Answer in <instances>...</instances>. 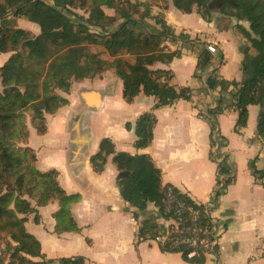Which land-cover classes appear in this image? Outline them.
I'll list each match as a JSON object with an SVG mask.
<instances>
[{
    "label": "crops",
    "instance_id": "1",
    "mask_svg": "<svg viewBox=\"0 0 264 264\" xmlns=\"http://www.w3.org/2000/svg\"><path fill=\"white\" fill-rule=\"evenodd\" d=\"M152 9L174 31L207 34L208 40L219 41L214 34L210 37L213 21L195 12L181 15L171 0L156 3ZM22 21L31 22L21 19L20 27ZM190 26H194L192 31ZM241 60L242 55L239 66ZM196 63V55L184 50L181 58L153 66L173 71L172 83L193 90L191 101L179 99L153 110L156 98L140 93L132 103H127L122 95L123 82L110 69L96 78L72 84L65 93L68 104L48 114L47 131L30 132L29 145L37 151V168L56 169L60 186L68 194L80 195L70 207L80 232H56L54 214L60 209L58 200L46 205L32 203L39 220H35L36 213H31L26 228L40 241L46 258L54 260L50 264H59L60 257L76 255L86 257L85 264H198L186 261L180 252L162 251L152 240L137 242L140 222L146 216L140 213L137 221L134 213L139 210L123 199L117 185L123 172L118 171L113 154L107 157L102 172H95L90 162L104 137L113 141L116 152L149 154L162 170L163 184H173L202 204L210 202L216 197V190L224 186L227 176L220 175L218 179L217 169L228 156L234 181L216 198V206L211 209L212 217L223 228L219 254H207L202 264H264V183L256 181L249 167L254 160L258 169H264L261 166H264V143L256 132L258 116L264 108L261 104L250 105L247 125L240 132L234 130L237 113L231 107L217 115L213 138L219 136L224 145L217 146L213 161L210 158L213 121L197 115L195 100L199 98V104L207 108L214 106L204 96L206 89L198 90L202 84L194 75ZM220 72L227 79L241 78V71L239 76L238 70H231L229 64L223 65ZM148 111H154L158 120L154 138L148 147L136 148L134 123ZM127 122L132 124L131 130L126 129ZM227 122L228 129L223 127ZM153 210L156 208L151 205L149 212ZM159 224L164 231L169 221L162 219Z\"/></svg>",
    "mask_w": 264,
    "mask_h": 264
},
{
    "label": "trees",
    "instance_id": "2",
    "mask_svg": "<svg viewBox=\"0 0 264 264\" xmlns=\"http://www.w3.org/2000/svg\"><path fill=\"white\" fill-rule=\"evenodd\" d=\"M52 1L0 0L2 3L0 4V17H3L8 9L13 11L12 16L18 17L16 25H13L10 32L5 30L3 32L0 25V54L12 52L0 66V78L4 86V91L0 92V186L6 187V191L0 188V228L1 230L4 229L10 239L16 243V246L8 243V251L10 250L9 253L11 254L7 264H50L54 261L46 258L40 241L25 226L31 213H36L35 220H39L37 209L29 200L22 198L21 192H19L20 196H15V188L10 182L11 173H14L15 166L20 163L16 140L14 141L16 138L14 136L15 125L17 119L20 120L22 117L19 113L20 109L29 104L32 106L36 131L39 134H44L47 131L45 113L54 114L59 108L68 104L66 97L59 93H52V84L54 89L69 92L73 78L78 81L84 78H92L109 68L114 69L116 75L122 80V95L127 103H132L140 93L156 98L153 110L172 105L179 99L191 101L193 90L188 86L180 87L172 83L173 71L153 68L158 62L170 63L175 58H181L186 46L169 49L164 48L162 43L166 40L171 42L177 40L183 45L190 43L197 45L199 52L195 76L198 70H204L216 58L215 47L210 44L208 38L202 41L199 33L196 34V38L189 37L185 33L176 34L163 18L153 13L152 3L149 5L146 1L138 0L139 2H136L135 5L149 8L148 12H142L138 17L134 16L133 12L126 13L123 15L125 20L117 29L107 31L99 22L102 18L107 17L104 11L99 9L96 12L92 11L89 20L86 22L74 19L64 12V9L73 5L76 0ZM171 1L183 13H192L194 5L198 6V11L202 6L205 7L206 11L210 10L209 0ZM226 5L232 9L230 12L232 16L249 22L250 30L244 26L239 27L250 46L245 47L242 51L241 78L239 80L227 79L222 75H217L219 73L216 69L207 75V89L219 90L221 96L216 107L209 109L207 113L209 116L211 114L218 115L231 107L237 113L234 130L240 132V129L246 127L248 122V107L264 103V0H227ZM21 19L37 24L39 33L34 34L30 30L20 27L19 21ZM88 22L99 26L101 35L104 36L102 45L113 57L109 66L105 68L102 65L95 71L84 62L79 61V58L88 55V52H83L84 49L81 44L83 39L87 37L91 40L90 37L93 35L88 33ZM20 45L25 53L19 51ZM250 47L255 50L254 53ZM122 52L132 54L134 59L132 61L125 59L120 56ZM220 55V62L223 64L222 52ZM97 61L100 64H106L103 60ZM30 62L45 66L43 82L40 85L41 91L37 90L39 84L34 82L36 74L39 76L38 70L29 68ZM23 85L25 90L21 92L18 87ZM228 96L232 98L231 101L227 99ZM157 121L154 111L144 112L136 119L134 123L136 135L134 147L146 148L151 144ZM125 127L131 130L132 124L127 122ZM25 131L27 132L26 129ZM256 132L264 143V109L258 116ZM213 134L212 129V149L215 145ZM25 137H28V133L25 134ZM111 154H113V162L118 171L123 172V175L117 179V185L123 199L139 210L138 213H134V218L137 221L140 213L146 216L140 222L137 242L141 241V238L144 240L148 236H154L160 232L159 221L174 216L173 208H167L169 188L175 198L186 199L192 204L189 197L183 194L179 188L170 183H162V170L149 154L116 152L114 143L109 137L101 139L99 151L90 158L95 172L104 171L107 157ZM32 157L36 160L35 155ZM210 158L215 161L212 150L210 151ZM227 159L228 156L218 164L217 178L219 179L220 175H226L227 178L224 186L216 190V198L223 194L227 186L234 181V176L231 175V165ZM249 167L256 181L264 183V169H258L254 160L249 162ZM33 171L41 177H48V180L44 182L47 193L42 192L37 198L36 204L46 205L53 200H58L60 204V209L54 214L57 221L56 232H80V227L70 210L71 204L78 201L80 195L68 194L60 186L56 169L45 172L37 169ZM17 182L21 191L23 180L18 177ZM151 205L156 210L150 213L149 207ZM189 215V212L182 214L183 219H181L185 224L189 221ZM198 218L202 226H211L210 218L203 210ZM159 247L162 251L180 252L188 262L202 264L206 259L204 255L188 259L185 255L187 248L184 246L171 247L169 244H159ZM2 253L5 254L6 252L2 250ZM213 254L216 256L219 254V245L215 247ZM31 258H39L40 260L34 261ZM57 261L59 264H85L86 257L82 255L64 256L58 258ZM5 263L6 260L0 255V264Z\"/></svg>",
    "mask_w": 264,
    "mask_h": 264
},
{
    "label": "rangeland",
    "instance_id": "3",
    "mask_svg": "<svg viewBox=\"0 0 264 264\" xmlns=\"http://www.w3.org/2000/svg\"><path fill=\"white\" fill-rule=\"evenodd\" d=\"M46 1H52V0H46ZM165 0H147L146 3L151 5V3L154 5L156 3L159 4V2H164ZM210 1V10L206 11L205 7H201L198 11V6L194 5L193 6V12L197 13L198 15L204 17L206 20L213 21V28L210 27L211 33L210 37H213V34L216 35L215 38L218 39V43H216L213 40H210V44L215 47L214 54L216 58L212 60V63L207 65L204 70H198L196 73V77L200 79L201 81V87L198 90H201L203 88L206 89L207 92H205V98L208 99L209 104H213V108L216 107L218 100L220 99V91L219 90H208L206 86V77L209 73L212 72V70L216 69L217 70V75H221V67L223 65L229 64V68L231 70L235 69L238 70V75L240 74L239 71V59L240 55H242V51L245 47H249L250 43L248 40L244 37V34L242 33L241 29L239 26H244L247 30H250V24L249 22L245 20H239L237 17L232 16L230 14L231 8L228 5H222L220 8L219 6L216 5H211ZM53 2V1H52ZM136 2H139L138 0H76L73 5L68 6L66 9H64V12L69 14L72 18L78 19V20H83V21H88L90 14L92 11L96 12V10H102L104 13L107 15L106 18H102L99 22L102 24V26L107 30V31H113L118 28V26L125 20L123 15L126 13L133 12L134 16L138 17L142 14V12H148L147 7L144 6H139L135 5ZM107 3V4H105ZM2 4V3H0ZM145 4V3H144ZM147 8V9H146ZM8 9L6 14L3 17H0V25L6 32H10L12 30L13 25H16V20L18 17L12 16V10ZM158 11V10H157ZM160 12V11H159ZM179 13L184 15V13L180 12ZM21 18V17H20ZM176 19V17H175ZM180 20V18H179ZM89 24V34H93L91 40L89 38H85L82 41V46H83V52H88L87 57H81L79 58L80 62H84L87 66L91 67L94 71L97 68H100V66H109V63L113 61V57L109 55V53L105 50V48L102 45L103 42V37L101 35V31L99 26L93 25L92 22H88ZM22 27H24L27 30H30L32 33L37 34L39 33V26L36 24H33L32 22H27V21H22L20 24ZM194 26H190L191 31L193 30ZM219 30V31H218ZM218 31V33L216 32ZM193 32V31H192ZM185 33L184 30L179 29L178 31H175L176 34L180 33H185L187 36L196 38V35L193 33ZM209 32V31H208ZM207 32V33H208ZM220 33V35H219ZM236 37V38H234ZM201 40L203 41L205 38H209L207 34H201ZM214 38V39H215ZM220 38V39H219ZM164 48H169V49H176L179 47L186 46L183 50L190 51L194 53L197 57L198 54V46L195 44H188V45H183L180 41H174L171 42L170 40H166L164 43H162ZM220 44V45H219ZM10 45L8 41V46ZM222 48V49H221ZM19 51L25 53L23 50V47L21 45L18 47ZM250 50L254 53L255 50H253L250 47ZM184 52V51H183ZM220 52L223 54V64L220 62ZM12 52H6L4 54H0V66L7 60V58L10 56ZM232 53V55H231ZM120 56H123L125 59L132 61L134 59V56L128 52H122ZM231 56L235 57V61L231 60ZM243 56V55H242ZM97 60H103L106 62V64H100L98 63ZM108 63V64H107ZM29 68L37 69L39 76L36 74V80H34L35 83L39 84V88L37 90L41 91L40 85L43 82L44 74H45V66L39 65L36 62H30L29 63ZM112 68L104 70L101 74L98 73L96 74L95 77L92 78H84V79H93L96 78L100 75H102L104 72L110 70ZM93 71V72H94ZM37 72V71H36ZM35 72V73H36ZM227 73V72H226ZM240 76V75H239ZM238 76V77H239ZM83 79V80H84ZM72 84L75 82H78L77 79L73 78ZM82 81V80H81ZM72 87V85H71ZM18 89L21 92H24L25 86H20ZM4 91V86L2 83V80L0 78V92ZM70 91V90H69ZM59 93L60 95L65 97V92L60 89H54L53 84H52V93ZM226 98V97H225ZM229 101L232 100L230 96L227 97ZM202 100V99H201ZM213 100V101H212ZM200 99L195 100V107L197 109V115L200 117H207L209 119H212L213 121V131L215 134V129L218 126V116L216 114H211V116L208 115V110L212 108H207L204 106V104H199ZM208 104V105H209ZM230 104V103H229ZM261 108H264V103L261 104ZM205 112V113H204ZM19 113L21 114L20 120L17 119V123L15 125L14 129V136L16 137L14 141L16 142V147L18 149L17 152H19V164L15 166V171L12 174L11 173V178L10 182L13 185V188H15V196H20L19 192L22 193V198H25L29 200L31 203L36 202L37 198L40 197L41 193H47L46 185L44 182L48 180V177H41L38 174L35 173L33 170H39L37 168V151L33 147L29 145V137H30V132L32 130H35L34 122H33V108L29 104L25 106L24 108L19 110ZM49 113H45L46 117V126H47V118H49ZM213 115V116H212ZM229 120V119H227ZM183 123V122H182ZM184 123L186 121L184 120ZM230 123H223V127L228 129ZM27 130V132L25 131ZM28 133V137H25V134ZM217 138H213L215 145L213 146L212 152L214 155L215 159V152L218 149V145H224V143L219 139V136H216ZM28 138V139H27ZM206 138V137H205ZM222 142V144H221ZM218 146V147H217ZM33 155L36 156V160L33 159ZM262 167L263 164H261ZM243 168L240 166L239 171L241 172ZM51 170V169H50ZM247 172V171H244ZM233 176V175H232ZM20 177L21 180H23V184L21 185V191L18 187V182L17 178ZM226 180V179H224ZM0 188L3 191H6L5 186H0ZM0 189V190H1ZM30 195V196H29ZM13 207V205H11ZM1 226V225H0ZM26 226V223H25ZM8 243H11L13 246H16V243H14L8 234L0 228V255L4 257L6 260V263L10 259V250L8 251ZM2 250H4L6 253L3 254ZM24 255V254H20ZM34 261L40 260L39 258H31Z\"/></svg>",
    "mask_w": 264,
    "mask_h": 264
},
{
    "label": "built area",
    "instance_id": "4",
    "mask_svg": "<svg viewBox=\"0 0 264 264\" xmlns=\"http://www.w3.org/2000/svg\"><path fill=\"white\" fill-rule=\"evenodd\" d=\"M182 193L189 197L192 204L186 199L175 198L169 188L167 194V208H173L174 216L166 219V221H169V224L165 227L164 231L161 229L160 232L154 236H148L146 239L161 245L169 244L171 247L184 246L187 248L185 255L188 259L214 253V249L219 245V238L223 232V228L212 217L211 209L216 206V197L214 196L207 204H202L193 200L188 194ZM202 210L210 218V227H204L198 221L199 214ZM184 212L190 213L187 224L182 220V214ZM141 240H143V238H141Z\"/></svg>",
    "mask_w": 264,
    "mask_h": 264
},
{
    "label": "flooded vegetation",
    "instance_id": "5",
    "mask_svg": "<svg viewBox=\"0 0 264 264\" xmlns=\"http://www.w3.org/2000/svg\"><path fill=\"white\" fill-rule=\"evenodd\" d=\"M227 2V0H213L211 2V5H216V6H219V8L222 6V5H225Z\"/></svg>",
    "mask_w": 264,
    "mask_h": 264
},
{
    "label": "water",
    "instance_id": "6",
    "mask_svg": "<svg viewBox=\"0 0 264 264\" xmlns=\"http://www.w3.org/2000/svg\"><path fill=\"white\" fill-rule=\"evenodd\" d=\"M122 175H123V174H122ZM122 175H121V176H122Z\"/></svg>",
    "mask_w": 264,
    "mask_h": 264
}]
</instances>
